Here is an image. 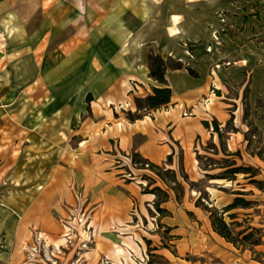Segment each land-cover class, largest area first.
Instances as JSON below:
<instances>
[{
  "label": "rangeland",
  "instance_id": "obj_1",
  "mask_svg": "<svg viewBox=\"0 0 264 264\" xmlns=\"http://www.w3.org/2000/svg\"><path fill=\"white\" fill-rule=\"evenodd\" d=\"M41 2L0 0V264H264V77L257 75L253 91L248 78L241 88L238 84L222 87L227 119L213 116L212 137L189 148L185 164L181 161L174 168L166 159L150 161L161 170L140 168L133 155L128 166L126 159L116 162L127 182H134L129 188L135 199L127 203L123 189H110L107 134L92 120L82 122L92 115L93 96L88 100L91 93L76 90L77 80L86 79V64L82 73L68 77L67 70L60 71L64 65L58 47L75 30L64 24L60 31V22L47 19ZM220 12L224 25L212 31L219 30L222 41L221 34L232 27L227 24L228 13ZM47 20L59 29H50L41 40ZM185 42L191 43L182 40L180 45ZM194 43L203 48L210 44ZM64 49L71 52L67 45ZM165 60L170 67L177 62L172 56ZM215 94L222 96L217 90ZM137 97L141 96L135 97L134 112ZM81 110L84 116L77 115L74 121ZM214 118L223 129L221 138L214 131ZM103 126L108 129L106 123ZM71 129H81L80 135L74 137ZM82 134L91 135L90 141ZM94 146L104 154L91 155ZM194 159L198 160L195 168ZM234 167L240 170L227 172ZM170 169L177 172L186 195L179 202L170 190L171 199L161 204L167 210L161 217L150 191L157 186L167 189L161 177L173 184ZM61 174L66 184H58ZM143 180L146 184L138 183ZM237 196L247 200V207L230 210L225 219L238 242L243 239L239 232L250 228L252 235L243 246L228 242L214 230L211 219ZM140 208L145 218L140 217ZM232 213L234 219L228 216ZM122 228L133 234L122 235Z\"/></svg>",
  "mask_w": 264,
  "mask_h": 264
},
{
  "label": "crops",
  "instance_id": "obj_2",
  "mask_svg": "<svg viewBox=\"0 0 264 264\" xmlns=\"http://www.w3.org/2000/svg\"><path fill=\"white\" fill-rule=\"evenodd\" d=\"M41 5L48 20L51 17L53 22H60L59 29L50 27L47 20L42 25L41 40L56 28L61 31L64 24L75 30L73 37L58 47L59 61L64 65L60 71L67 70L64 74L68 77L73 72L82 73V65L86 64V79L77 80L80 88L76 90L93 96L92 115L82 122L92 120L107 134L104 147L110 151V162H106V166H110V189H123L126 202L135 199L129 188L134 182H127L119 166H114L116 162L126 159L124 165L128 166L132 155L138 153L154 163H162L171 155L174 168L181 161L185 164L189 148L195 149L196 143L204 144L212 137L203 122L211 123L213 116L222 121L219 115L227 119L226 108L221 105H227L221 101L225 92L217 87V82L220 81L222 86L238 84L241 88L248 78L253 91L257 75L264 77V0H42ZM222 10L228 13L227 24L232 28L221 34L222 42L216 45L212 42L211 32L212 27L224 25L217 15ZM174 16L179 19L175 20ZM182 40H188L194 46L195 59L187 56L180 45ZM194 42L205 46L212 42L216 49L207 52ZM65 45L71 52L65 51ZM152 51L165 59L172 56L183 67H169L166 71L173 92L171 102L160 109L149 110L142 119L132 122L123 110L131 107L135 111L136 96L145 97L153 93V87L162 86L150 77L149 54ZM188 67L193 68L199 77L192 76ZM228 74H234L235 78H227ZM212 83L222 94L218 96L214 111L196 112L204 104L201 98L212 94ZM100 97H110L116 104L106 109L99 101ZM192 108L194 113L185 116L184 112ZM77 115L84 116V111L75 114L74 121ZM118 122H122V130L118 128ZM71 131H75L74 137L81 133V129ZM63 133L70 135L67 130ZM81 136L90 141L91 135ZM101 149L90 147V153L97 152V156H102ZM65 178L59 175L58 184H66ZM140 209V217L145 218ZM126 232L122 235L133 234L132 230ZM3 257L7 259V256Z\"/></svg>",
  "mask_w": 264,
  "mask_h": 264
},
{
  "label": "trees",
  "instance_id": "obj_3",
  "mask_svg": "<svg viewBox=\"0 0 264 264\" xmlns=\"http://www.w3.org/2000/svg\"><path fill=\"white\" fill-rule=\"evenodd\" d=\"M149 62H150V77L158 81L160 84H162V86L153 87L152 94H149L143 98L141 97L136 98V103H137V108H138L137 111L136 112H132V111L126 112L128 119L132 122H135L138 119H142L145 115L148 114L149 110H152V109L157 110V109H160L168 105L172 99V94H173L172 88L170 87L166 79V71L170 67L167 61L162 55L157 54L152 51L149 54ZM172 67L174 69H181L183 65L181 62H175ZM187 70L192 76L199 77L198 73L193 68L188 67ZM218 93L220 94V91H218ZM91 97H92L91 94H89L88 100H92ZM203 123L205 127L207 128L211 127V124L207 120H205ZM212 124L214 126V131L218 133L219 137L221 138L223 129L220 126L221 125L220 122L216 118H214L212 121ZM227 125H229V122L227 123ZM138 156L140 160L137 159ZM167 160L170 164H173V158L171 155L168 157ZM133 163L136 165L137 164L140 165V168H146V165H148L151 168L161 170L160 166L150 162L148 159H145L138 153L133 154ZM233 165H235L234 162L228 165L227 167H231ZM239 170L240 168L234 167V168H229L227 172L235 173V172H238ZM170 171L173 174V180H172L173 184H169L167 181L164 180L163 177H161L163 181L166 183L167 189L165 190L157 186L150 191L156 196L155 201H154V206L156 207L161 217H163L165 213L167 212L165 208L161 207V204L168 202L171 199L170 190H173L175 192V195H176L175 197L179 202H181L182 198L186 195V187L184 184H181L178 181L177 172L173 169H170ZM159 175L161 176L160 173ZM207 175H210V174H207ZM146 179L149 180L148 185H152V179L147 178V177ZM198 200L199 201L201 200V196L199 197ZM247 205H248L247 200H245L242 197L237 196L236 198H234L231 204H229L223 209V211L220 214H216L215 216L213 213L212 214L213 216L211 217L212 226L214 230L217 231L221 236H223L228 242L234 243L237 246L239 245L243 246L245 243L244 242L245 240L249 241L252 233L249 231L250 229L249 227L244 230H241L239 234L243 235V239L240 242H238L234 236V231L230 228L229 223L225 219V213L237 207H247ZM228 216L234 219L236 217V214L232 213V214H228ZM160 221H159V224L161 223ZM168 229L170 228L168 227ZM147 243L150 244V241H147ZM251 243L260 244V242H256V241L251 242ZM148 264H152V263L148 262Z\"/></svg>",
  "mask_w": 264,
  "mask_h": 264
},
{
  "label": "bare ground",
  "instance_id": "obj_4",
  "mask_svg": "<svg viewBox=\"0 0 264 264\" xmlns=\"http://www.w3.org/2000/svg\"><path fill=\"white\" fill-rule=\"evenodd\" d=\"M175 20L176 19H179V17H177V16H174L173 17ZM217 87L218 88H222L223 86L221 85V83L219 84H217ZM218 99V96L215 94V93H212V94H210V102H208V103H204V104H202V107L201 108H198V109H196L197 111L196 112H200V111H205L206 113H212L213 111H214V105H215V102H216V100ZM99 101L100 102H104L105 103V105L106 106H110V105H112V104H116V101H114V99H112V98H107V99H104V98H102V97H100L99 98ZM118 104V103H117ZM240 112V110H238L237 111V113H239ZM117 126H118V128L120 129V130H122L123 129V124H122V122H118L117 123ZM198 163V160L197 159H194V168L196 167V164ZM143 183V184H146V181H138V183ZM127 230H129L128 228H122L121 229V231H120V233L121 234H127ZM81 235L83 236V237H87V233H86V231H84L83 229H81ZM86 239H88V238H86ZM48 245H51V244H48ZM62 244H56V246H61ZM122 251V250H121ZM130 260H132V259H129L128 258V263H130Z\"/></svg>",
  "mask_w": 264,
  "mask_h": 264
},
{
  "label": "built area",
  "instance_id": "obj_5",
  "mask_svg": "<svg viewBox=\"0 0 264 264\" xmlns=\"http://www.w3.org/2000/svg\"><path fill=\"white\" fill-rule=\"evenodd\" d=\"M221 21L224 22L225 18L223 17V12L219 13ZM212 42H214L216 45H220L221 44V39L219 36V30H213L212 31ZM212 42H210L209 45L206 46L205 50L207 52H212L214 50V45L212 44ZM199 46V45H198ZM193 47L192 45L188 44L187 42L184 43V49H185V53L187 54V56L191 59H194V52H193ZM217 67H219L220 65H216ZM216 86L215 84H212V92L211 93H215L216 91ZM210 102V97L206 96V99H204V103H208ZM129 110H131L132 112L134 111L133 108L129 107ZM194 113V108L190 109L189 111L184 112V115H192Z\"/></svg>",
  "mask_w": 264,
  "mask_h": 264
}]
</instances>
